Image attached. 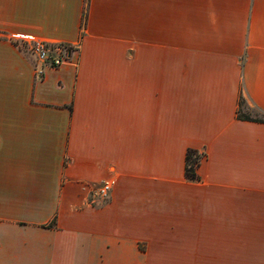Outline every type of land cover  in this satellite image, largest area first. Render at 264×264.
<instances>
[{
	"label": "crops",
	"instance_id": "0c3cea01",
	"mask_svg": "<svg viewBox=\"0 0 264 264\" xmlns=\"http://www.w3.org/2000/svg\"><path fill=\"white\" fill-rule=\"evenodd\" d=\"M0 264H264V0H0Z\"/></svg>",
	"mask_w": 264,
	"mask_h": 264
},
{
	"label": "built area",
	"instance_id": "2783aa9c",
	"mask_svg": "<svg viewBox=\"0 0 264 264\" xmlns=\"http://www.w3.org/2000/svg\"><path fill=\"white\" fill-rule=\"evenodd\" d=\"M27 43L28 48L39 61L37 72H42L45 66H57L68 58V53L73 44L58 41H46L36 39L30 35H16ZM113 179L105 178L101 183L94 187L92 195L95 197L105 198L109 195L112 188Z\"/></svg>",
	"mask_w": 264,
	"mask_h": 264
},
{
	"label": "trees",
	"instance_id": "16d2710c",
	"mask_svg": "<svg viewBox=\"0 0 264 264\" xmlns=\"http://www.w3.org/2000/svg\"><path fill=\"white\" fill-rule=\"evenodd\" d=\"M243 101V98L239 101V110H240V102ZM239 117L246 119H257L261 120V118L257 116H251L248 114L238 113ZM202 156L201 152L196 150L188 149L185 154V175L189 178H196L198 175L196 173V166L199 163V159Z\"/></svg>",
	"mask_w": 264,
	"mask_h": 264
},
{
	"label": "rangeland",
	"instance_id": "374dc122",
	"mask_svg": "<svg viewBox=\"0 0 264 264\" xmlns=\"http://www.w3.org/2000/svg\"><path fill=\"white\" fill-rule=\"evenodd\" d=\"M239 113L248 114L251 116H258L259 113L256 111L251 105H249L245 100L240 102V110Z\"/></svg>",
	"mask_w": 264,
	"mask_h": 264
}]
</instances>
